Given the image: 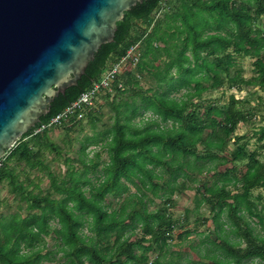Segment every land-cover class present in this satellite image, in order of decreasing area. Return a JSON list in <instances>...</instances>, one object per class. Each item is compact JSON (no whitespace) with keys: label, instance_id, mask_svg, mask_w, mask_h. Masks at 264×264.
Listing matches in <instances>:
<instances>
[{"label":"trees","instance_id":"obj_1","mask_svg":"<svg viewBox=\"0 0 264 264\" xmlns=\"http://www.w3.org/2000/svg\"><path fill=\"white\" fill-rule=\"evenodd\" d=\"M162 1L144 0L126 12L114 42L102 46L78 84L53 101L50 113L1 162L0 185L8 182L13 194L20 193L28 214H15L7 223L0 217V264H42L57 253L67 259L65 264H148V253L154 246L160 251L169 247L177 226L166 209H149L148 194L169 200L185 185L179 183L181 178L216 172L228 164L232 167L219 172V183L203 184L196 199L199 206L207 204L216 226L217 239L209 242L212 247L205 256L210 262L205 264H264V215L253 199V191L264 189V161L257 159L264 150V125L255 133L260 146L254 151L245 136L234 137L256 107L250 110L249 100L231 95L224 106L209 104L203 117L189 111L193 101H202L212 89L242 91L246 86L264 93V32L257 27L264 0H176L173 12L169 9L163 21L155 20ZM173 1L168 0L167 7ZM137 44L142 52L136 73L120 75L116 94L107 96L126 97L111 104L114 122L101 134L109 158L101 175L96 182L89 176L99 172L96 161L101 156L96 153V161L81 158V168L67 159V174L58 177L41 159L40 145L45 141L48 149L60 148L51 142L49 130H35L90 89L111 60L121 59ZM240 56L255 60L250 79L238 65ZM143 72L154 79V88L142 87ZM182 91L181 97L174 96ZM257 108L264 111L263 97ZM147 113L157 118L145 121ZM95 137L89 141L97 144ZM11 162L46 171L51 189L61 198L29 191ZM166 174L168 180L160 183ZM108 196L124 198L111 207ZM223 215L230 222L228 231ZM247 218H256L260 231ZM139 230L141 238L132 241ZM51 234L56 250L45 252ZM150 264L167 262L157 258Z\"/></svg>","mask_w":264,"mask_h":264},{"label":"rangeland","instance_id":"obj_2","mask_svg":"<svg viewBox=\"0 0 264 264\" xmlns=\"http://www.w3.org/2000/svg\"><path fill=\"white\" fill-rule=\"evenodd\" d=\"M175 4L176 0L171 3L170 7H166L164 11L155 15V20L163 21L167 17L166 15L163 16V14L169 9L173 12ZM257 27L264 32V16L257 23ZM141 52L142 51L139 48V54H141ZM254 61V59L248 56H240L237 58L238 65L247 79H250L254 75ZM113 62L111 60L108 63V66ZM126 69H124V73L126 72ZM131 71L136 73V66L131 69ZM139 80L142 87L145 89L154 88L156 85L154 79L147 75L146 72H143V76H141ZM183 93L184 91L175 94L174 96L179 98ZM231 95H235L236 98L240 100H249L247 105L250 110L252 108L255 109L256 107L254 114L250 116L246 122L239 124L234 134V137L245 136V142L249 144V150L254 151L260 146V143L256 140L255 133H257V131L264 125V122L262 121L264 111L263 109L258 110L257 108L259 97L264 98V93L260 91L259 88L244 86L242 91L234 89L229 91L226 87L212 89L203 95L202 101H193V106L189 111H195L203 117L205 109L209 104L224 106L229 102ZM122 97L125 98L126 96L119 94L116 95L114 100L103 96L101 101L98 102L93 109L85 112L83 116L79 118L74 117L60 127H55L49 130V138L51 142L60 148V151L56 152L51 148H46L47 144L44 141L40 145V157L45 164L49 166V169L52 172L57 176L60 175L58 177L63 178L66 176L69 167L67 159H71V166L81 168V158H85L86 162L89 163L90 160L95 159V154L99 153L101 156L100 160H94L99 162V172H97L98 174L96 175L93 173L89 174V176L96 182V177L101 175L100 171L109 161L106 151L102 148V142L100 140L102 138L101 134L105 133L110 127H112L115 114L111 104L114 101H120ZM90 116L93 117V120L90 119ZM152 118L156 119L157 117L152 116L151 113L145 114V121ZM136 122L139 123L140 118H137ZM93 137L97 138V144L89 141V139ZM233 142L234 140L231 143V148L235 147ZM84 148H86L85 155H83ZM259 151L260 156H258L257 159L264 161V150ZM244 163L245 162L239 164V167H242ZM10 165L15 168V172L19 175V181L24 183L29 191L41 195H47L50 193L51 197L54 199L61 198L60 195L55 194L51 189L50 180L46 171L41 172L38 169L30 170V168L25 166L24 163L11 162ZM230 167H232V165L228 164L226 166H220L216 172L205 171L203 175L193 174L191 178L185 180L181 178L179 183L183 182L185 185L182 189H178L169 200L167 197L157 198L151 193L148 194L146 203L149 209L151 211H155L158 208L166 209V214L177 224L172 232V239L169 242V247L160 251V249L154 246L148 253V264L152 263L157 258H161L163 262H167V264H205L210 262V259L205 255L207 254V249L212 247V244L209 242L217 239L216 226L213 221V215L207 204L199 206L196 199L199 197V191H202L203 184L206 183L207 185H212L213 183H219V179L221 178L219 172H224L226 168ZM214 174L215 176H213ZM168 178L169 176L166 174L164 179L159 182L164 183ZM229 189H232L235 192L237 191L233 186H230ZM135 191L136 190L134 189L132 190L133 193ZM18 194L19 195H15L11 192L8 182H4L0 185V217H5V223H7L11 216L15 214H20L22 216L28 214V204L22 199L20 193ZM123 198L120 199L114 196H108L106 203L111 207H116ZM253 199L258 203L259 209L264 215V189L253 191ZM245 216L248 217L247 215ZM247 219L257 231H260V226L257 224L256 218ZM222 223H224V229L228 231L230 228V222L226 215H223ZM51 225L56 227L57 223L52 222ZM84 234L89 235L86 229H84ZM127 234H129V231L126 235ZM53 237V234L46 237L47 248L45 252H53L56 250V241ZM139 238H141L140 230L138 231L137 236L132 238V241H136V239ZM232 239L234 240L235 238L232 237ZM145 245L148 244L146 243ZM137 252L139 253L140 251L138 250ZM51 259L52 260L50 261L44 260L42 264H65L67 261V259L63 258L60 253L52 255ZM249 264H258V260Z\"/></svg>","mask_w":264,"mask_h":264},{"label":"water","instance_id":"obj_3","mask_svg":"<svg viewBox=\"0 0 264 264\" xmlns=\"http://www.w3.org/2000/svg\"><path fill=\"white\" fill-rule=\"evenodd\" d=\"M144 0H0V164Z\"/></svg>","mask_w":264,"mask_h":264},{"label":"built area","instance_id":"obj_4","mask_svg":"<svg viewBox=\"0 0 264 264\" xmlns=\"http://www.w3.org/2000/svg\"><path fill=\"white\" fill-rule=\"evenodd\" d=\"M167 6L168 0H163L157 15L164 11ZM139 60V44L133 45L124 57L107 66L100 79L95 81L90 89L83 92L80 97L63 112L37 128L34 134H38L55 127H60L74 117L79 118L83 116L85 112L93 109V107L101 101L103 96L113 97L117 92L115 84L117 83L119 76L124 73V69L128 68L126 69L127 72L135 68V66L139 63ZM119 88H122V84L119 85Z\"/></svg>","mask_w":264,"mask_h":264}]
</instances>
